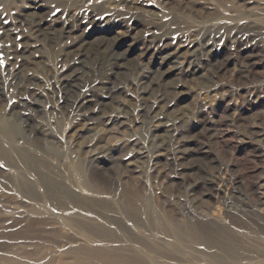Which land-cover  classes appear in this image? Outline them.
I'll list each match as a JSON object with an SVG mask.
<instances>
[{"label": "rangeland", "instance_id": "374dc122", "mask_svg": "<svg viewBox=\"0 0 264 264\" xmlns=\"http://www.w3.org/2000/svg\"><path fill=\"white\" fill-rule=\"evenodd\" d=\"M0 149V264L58 258L17 246L81 237L61 233L69 217L135 234L112 204L125 197L148 202L138 227L152 245L168 239L162 221L209 233L179 242L176 259L224 255L205 218L216 213L235 239L221 244L264 261V0H0ZM78 163L104 194L81 189ZM21 176L53 179L74 202L40 208L13 186Z\"/></svg>", "mask_w": 264, "mask_h": 264}, {"label": "bare ground", "instance_id": "6f19581e", "mask_svg": "<svg viewBox=\"0 0 264 264\" xmlns=\"http://www.w3.org/2000/svg\"><path fill=\"white\" fill-rule=\"evenodd\" d=\"M179 54L180 53L176 51L169 54L167 57H164L162 59L161 65L168 64L170 61L176 59ZM212 67H217V65H213ZM83 106L84 105L81 104L80 108ZM2 132V135L8 141H11L13 150H15L19 155L20 151L16 147L14 140L18 133L15 126L4 123L2 126ZM21 156L25 159L27 167H32L29 158L27 159V157H25L23 154H21ZM0 158H7L6 153L1 149ZM97 159H100V157L98 156ZM75 167L76 171L74 172V175L78 178V183H80L79 185L83 191H88L90 194L93 192H98L97 194L103 193H99L101 192V189L95 190L86 181L84 167L80 163L76 164ZM12 184L16 188L17 192H19L20 196L22 195L29 197L37 203H40V208L42 203L50 204V206L52 205L55 207V204L60 205L61 203H65V201L74 202L72 195L68 191L64 190L61 185L55 183L53 179L48 180L43 176H39L37 187L26 182L22 176L16 177V180L13 181ZM122 199L123 200L120 201L115 200V203L112 201V204L118 205V212H120L123 217L130 221L131 225H133V228L136 230L135 234H132L127 227L121 224L119 220H115L109 216L99 215V219H91L89 217H82L81 219H77L76 217L73 219L69 217V219H67L65 222V226L62 228L61 233L69 235L68 232L73 231V234L74 232H77V235L79 234L81 237H71L70 234L68 237H65L61 243H57L55 242L57 239L54 241H52L53 239L49 240L54 236V233L46 232L52 237L50 236V238L46 240L43 239V236L42 240L40 239L43 241V243L28 242L26 244H18L17 246L21 250L27 249L26 247L36 246V249H43V251L39 250L40 253L44 252V250L53 251L56 249L57 251H60V253H58V258L49 257L46 256L49 254H44V258L34 261L32 254H27L28 252L26 251V259L22 257V254L21 257L24 258V260H18L19 262L16 261L17 264H227L225 258L232 260L233 263L231 264H264V261L258 260L256 258L240 257L241 254L239 256V254L235 251V248H232L233 245L232 247H226L221 244V238L228 239L230 243L233 241L235 243V239L233 236H231V233L226 232V227H224L225 221L221 218V214L217 215L216 213H212L211 216H205V218L213 220L212 223H209V226L210 228L214 229V231H211L210 233L211 236L215 235V239H218L217 242L220 244L219 250L224 255L203 254V256H197L191 254L188 256L187 261H182L178 258L177 260L174 258L173 253L175 250H178L177 246L179 242L185 240V238H189L202 244L206 242L210 243L209 241L211 240H208L204 237L209 233L202 229L201 226L199 227L193 223H191L192 225H189V227H184L182 224H180V222H174L172 226H167L166 229L164 226L165 223L162 221L164 224L159 222L158 227L161 230H165L164 232L168 234V239L166 240L165 245H162L163 247L152 245L148 242V235L145 234L141 228H139L146 227L141 223V217L139 215L141 205L138 204L141 202V200L138 202V199L134 200L128 197ZM141 203L145 204L143 206L147 207V201ZM79 205L77 202V205H74V207L80 209ZM106 205L108 208H110L109 204ZM103 207L106 206L103 204ZM82 209L87 213H91L93 211L90 207ZM148 223L151 224V219H148ZM66 231L68 232L66 233ZM55 234L57 235V233ZM20 235H23L24 237H31L33 236V232L28 229L25 233ZM57 236L55 237L57 238ZM21 238L19 237L18 240ZM44 238H46V236ZM119 243H123L122 246H120L121 244L118 246L117 244ZM167 247L171 248V252H163L169 251L165 249ZM16 253L18 252L16 251ZM170 257H172L173 260ZM47 259H49L48 262H43ZM206 261L208 262L205 263ZM9 264H11V262H9Z\"/></svg>", "mask_w": 264, "mask_h": 264}]
</instances>
